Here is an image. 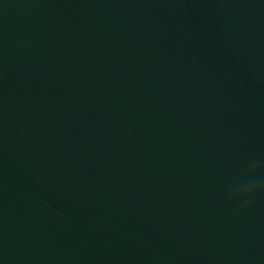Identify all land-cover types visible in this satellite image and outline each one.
<instances>
[{
    "label": "water",
    "instance_id": "95a60500",
    "mask_svg": "<svg viewBox=\"0 0 264 264\" xmlns=\"http://www.w3.org/2000/svg\"><path fill=\"white\" fill-rule=\"evenodd\" d=\"M252 157L264 0H0V264H264Z\"/></svg>",
    "mask_w": 264,
    "mask_h": 264
},
{
    "label": "clouds",
    "instance_id": "9594fccd",
    "mask_svg": "<svg viewBox=\"0 0 264 264\" xmlns=\"http://www.w3.org/2000/svg\"><path fill=\"white\" fill-rule=\"evenodd\" d=\"M261 163L255 157L247 161L245 168L241 171L236 181L227 189L225 193L226 202L236 200L241 207H246L254 202L255 197L259 193L264 192V176L256 175Z\"/></svg>",
    "mask_w": 264,
    "mask_h": 264
}]
</instances>
